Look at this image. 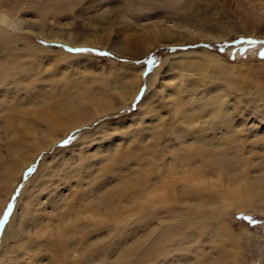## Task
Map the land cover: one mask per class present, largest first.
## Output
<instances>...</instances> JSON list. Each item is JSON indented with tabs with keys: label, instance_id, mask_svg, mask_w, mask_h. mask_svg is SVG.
I'll use <instances>...</instances> for the list:
<instances>
[{
	"label": "rangeland",
	"instance_id": "1",
	"mask_svg": "<svg viewBox=\"0 0 264 264\" xmlns=\"http://www.w3.org/2000/svg\"><path fill=\"white\" fill-rule=\"evenodd\" d=\"M15 1L10 2V6L7 4L13 15L12 13L7 15L10 25H6L7 28H5L11 31L9 32L11 35L13 33L15 42L7 49L5 48L7 45L0 46V59L4 56L17 58L20 66L30 65V72L35 73L38 79L42 78L41 76L45 77L44 86L36 88L45 92L48 101L55 103L58 98H65L67 94L74 92L77 87L93 85L105 88L103 86L107 82L111 84L127 80L128 77L130 79L134 77L133 68L138 70L141 80L133 96L134 99L132 98L125 107L98 115L87 125L68 130L49 148L38 150L33 160L21 169L13 188L3 200L4 206L0 213L2 260L10 259L11 264H29L31 261L29 258L33 253L28 251L30 250L28 244L31 242L37 246L33 249H36L41 259L39 264L54 262V254H50L49 250L56 253L55 256L63 258L62 264H115L109 256L111 250L117 247L118 242H115L117 233H109L111 234L109 237L100 238V235L106 233L109 227L114 226L111 215L96 209L82 210L76 205V201L85 199L86 193L91 192L93 184L91 181L94 178L99 184L117 183L112 178L117 170L108 169L109 172L99 173L114 148L120 151L126 147L135 149L139 143L147 142L148 134L152 132L158 134L157 145L160 148L165 145L178 148L174 129L179 127L180 114L172 111L174 103L178 101H186L183 108L187 112L196 113V116H201V121L210 122L215 121L213 116L199 104L205 100V97L215 95V102L217 104L222 102V110L228 106L226 110L229 108L228 112L237 125L238 131L235 133L237 142H234L241 141V145L238 146L240 149L243 148V159L248 161L252 159L254 162V165L246 167L249 170V177L258 173L256 172L258 167H264V155L262 159L259 158L260 151H258L263 147L259 142H255L259 139L256 134L264 135V55H261L264 52V45L250 46L237 42L241 38L264 40V0H82L79 5L77 4L78 6L71 7L65 0H22L18 2L17 11L11 7L14 6ZM168 1L174 5H169ZM1 26L4 27V25ZM184 26L189 28L188 32H192V36L197 37L198 40L178 43L186 39L176 35L164 38L165 27L187 33ZM2 29L0 27V32ZM218 36L223 38L217 39ZM23 38L28 39L27 42L35 47L31 53L24 50ZM89 38H96L97 45L78 44ZM68 40L76 44L68 43ZM205 45L208 46L205 47ZM78 48H89L95 51H70V49ZM97 52H107L110 55L100 56L96 54ZM205 53L218 54L223 60L231 63L225 71L226 74L213 72L214 70L209 68L204 69L202 73L200 69L180 68L183 59L184 61L198 60ZM149 56L157 59L156 65L144 63ZM30 72L23 71L28 80L24 87H29L33 82L29 77ZM116 76L120 81L116 80ZM196 80H199V83ZM210 80L213 83H210ZM108 83L105 86H109ZM8 88L0 86V96ZM8 91H12L14 98L17 96L16 100L26 99L28 95V92L21 87H13ZM116 95L113 94L115 101L119 99ZM138 95L139 100L136 99ZM146 97H149L147 103L153 108L144 113L142 119H138L134 115ZM193 97L199 98L198 104ZM225 102L227 103L224 104ZM38 108L39 105H34L31 110L35 113ZM194 108H200L201 113ZM1 111L0 109V113ZM206 115L210 116V119ZM199 124L201 123L196 122L186 129L189 134L187 138L194 132H201V128V130L204 129L203 125ZM184 126L182 124L179 129ZM221 126L223 125L217 122L213 126L215 129L211 128L209 131L214 134L215 141H221L223 138L225 129ZM1 130L2 126H0V133ZM70 136L74 138L68 144H63V141ZM4 150L3 140L0 139V155L3 157ZM233 150L228 149V152L232 155ZM3 159L11 160L9 156ZM158 164L161 165V161ZM29 169L33 171L30 172ZM181 169L177 170L182 173L183 169ZM181 173H176V177L182 176ZM216 176L215 172H211L205 179L213 180ZM247 182L250 181L247 180ZM176 184L179 186L181 182ZM36 185H39L40 189H37ZM26 204H28V219L24 218V221L29 227L35 223L40 224L37 229L42 228L40 233L43 234L38 238L34 235L33 229H30L29 233L19 229L17 219ZM9 206H11L10 209ZM176 207L186 208L187 206L178 204ZM74 211L76 214L69 219L64 215L66 212L71 214ZM138 216H129L121 225L123 229L125 231L136 229L135 221L138 220ZM246 217H250L256 223H251ZM221 219L238 237L232 246L230 239L228 240L225 236L226 231L222 228V234L220 229L217 230L216 235L219 237L215 238L212 229V226L216 229L215 220L212 222L202 220L198 227L189 228L185 226L187 220H184V223L180 225L182 235L174 237L165 248L173 249V244L181 245V249L187 244L191 245V249L195 248L193 250L196 253L194 255L196 260L201 261L202 264H264V213L258 210L248 211L229 207ZM10 220L11 223H9ZM75 222L80 226L85 223L86 229L79 230L66 242L57 240L55 230L64 226L65 223ZM92 225L99 226L93 229ZM133 236L134 234L132 237L126 235L125 243L129 240L127 243L131 244L135 239ZM21 242L24 244L21 245ZM84 249L89 251L81 256V251ZM109 252L108 256L106 253ZM191 253V251L186 252L189 259L192 258ZM158 259L163 258L158 257ZM57 260L60 259L57 258ZM173 260L168 258L166 264H170ZM192 261L193 259H190L189 263Z\"/></svg>",
	"mask_w": 264,
	"mask_h": 264
},
{
	"label": "bare ground",
	"instance_id": "2",
	"mask_svg": "<svg viewBox=\"0 0 264 264\" xmlns=\"http://www.w3.org/2000/svg\"><path fill=\"white\" fill-rule=\"evenodd\" d=\"M12 1L14 0H0V27L3 28L0 32V46L5 47V45H7L5 47L6 49L9 46L12 47L15 42L12 37L13 33L11 35V33H9L11 31L5 29L7 28L6 25H10L7 15L12 13L8 7L9 3H12ZM20 1L22 0H16L14 6H11L15 11L19 9L18 2ZM81 1L82 0H65L70 7L77 4L79 5ZM168 4L170 5L172 3L168 1ZM1 25H4V27ZM185 28L187 29V27ZM185 28L183 29L185 30ZM188 29L186 33L183 31H173V29L165 27L163 30L165 35L164 38H171L173 35H176L177 37L180 36L186 39V41H180L178 43H188L198 40L197 37L192 36V32H188ZM34 34L39 35L36 32H34ZM221 37L222 36H218L217 39ZM213 38L216 37L213 36ZM22 40L25 43L24 50L31 53L35 47L27 42L28 39L24 40L23 38ZM67 42L76 44L69 40ZM96 42V38H89L84 39L78 44L97 45ZM70 56H72V54ZM3 58L0 59V86L9 88L5 92V96V93L0 96V103L3 105L2 107L0 106L2 110L0 113V126H2L0 139L3 140L5 156H9L11 160L3 159L5 156L3 157L0 155V213L4 206L3 200L13 188L21 169L33 160L38 150L49 148L54 141L59 140L68 130H73L81 125H87L98 115L113 112L125 107L135 95L141 80L137 72L138 70L133 68L132 74L134 77L132 76L133 78L131 77L130 79L128 77L127 80H124L125 82L120 81V79H118L120 82H113L111 84L107 82L109 86H105L107 83L103 86L105 88L108 87L106 89L101 88L102 86L98 88L90 84V86L87 87H77L74 92L67 94L65 98H58L55 103H52L47 100L46 94L42 89L36 88L44 86L43 81H45V77L43 78V76H41L42 78L38 79L35 73L33 74V72H30V65L20 66L17 58L9 56H4ZM182 61L181 67L179 66L181 69H200L201 73L204 72V69L207 70V68H209L214 70L213 72H221L223 74L229 65H231V63L223 60L218 54L208 53L200 56L198 60L191 59L190 61L186 59L184 61L183 59ZM26 70H29V77H31L33 81L29 87H24L25 83L28 81L25 75L26 72L23 73V71ZM213 72L212 74H214ZM173 74L175 75V73ZM229 75L231 74L229 73ZM113 78H115V76ZM8 79L10 80L8 81ZM198 81L197 83H199ZM211 82L213 83V81L210 80V83ZM13 87L24 88L26 92H28L27 98L16 100L17 96L14 98V95L11 94L12 91H8L11 88L13 89ZM189 93L191 92L189 91ZM113 94L118 95L119 99H117V101L113 99ZM214 96L215 95L205 97V100L199 105H202L204 109L206 108L209 115H212L215 121H210V116L208 115L206 116H208L210 122L201 121V116H196V113L191 114L187 112L186 109L183 108L184 104H186V101L183 102L184 100L174 103L172 111L180 114L178 118L179 127H181L182 124L185 125L182 129H179V127H176V130L174 129V133H176V138L178 139V148L169 147L167 145L160 148L157 145L158 134L154 132L148 134L149 138L147 136V142L142 140L145 142H143V144L139 143L138 147L135 149L126 147L120 151L118 148H114L107 158V163L100 168L99 173L104 171L109 172L108 169L110 171L117 170L116 174L112 177L117 183L112 184L110 182L107 184H99L94 178L91 181V183H93L91 185V192L89 191L86 193L85 199L76 201V205L81 207L82 210L96 209L105 214H109V216L111 215L114 226L112 228L109 227L106 233L100 235V238L109 237L111 235H109V233H117V240L115 241L118 242L116 243L117 247L111 250V254L110 252L106 253L108 256L110 254L109 258H112L115 264H166L168 258L174 259L170 264H202L201 261L196 260L194 256L196 253L193 250L195 248L191 249V245L188 246L187 244V246H184L186 247L185 249H183L184 247L181 249V245L176 246L173 244V249H166L168 247V242L174 237L182 235L180 225L184 223V220H187L185 224L187 228L198 227V224L201 223L202 220H205V222H207L206 220L211 222L215 220L216 229L212 226L215 238L219 237V235L218 237L216 235L218 234L217 230L220 229L221 231L222 228L226 231L225 236L228 240L230 239V244L232 246V243H236L238 237L227 228L228 226L226 227V223L221 219L226 210H228L229 207H234L239 210H258V212L264 213V167H258V170L256 169L258 173L249 177L250 174L247 168L250 165H254V162L252 159H250L251 161L243 159V148L240 149L238 146L241 145V141L236 143L237 138L235 133L238 131L237 125L230 112H228L229 108L226 110L228 106L225 108L223 106L225 110H222V102L217 104ZM148 98L149 97H146L145 100L141 102L137 113L134 115L136 118L142 119L143 114L151 111V108H153L147 103ZM188 98H190V96ZM193 98L196 99V97ZM198 99L199 98L196 99V104L200 101ZM226 103L227 102L224 104ZM34 105H39L35 113L31 110V107H34ZM197 110L200 112V108ZM159 118L161 117L159 116ZM196 122L203 125L204 129L201 130V128L200 131L204 133L194 132L187 138L189 134L186 132V129ZM217 122L222 124L225 129L221 141H215L216 138H214V134H211L212 132L209 133L211 128L213 130L215 129L213 126H215ZM201 124L199 125L201 126ZM256 135L259 136V139L255 140V142H259L263 147L258 150L260 151L259 158L262 159L264 155V135ZM208 136L210 137L208 138ZM222 146L224 147L220 148ZM167 147L169 148L167 149ZM231 148L234 149L232 155L228 152V149L231 150ZM227 154H229V156H227ZM167 158H169V161ZM239 158H241V160ZM160 161L161 165L158 164ZM129 167H135L136 169ZM177 169H181L182 173ZM178 172L181 173L182 176L176 177V173ZM211 172L217 174L216 178H213V180L205 179ZM247 180L250 182H247ZM179 181L181 184L177 186L176 183ZM38 186L39 185H36L37 189H40ZM178 204L187 207L178 208L176 207ZM68 205L70 206V204ZM27 207L28 204L23 207V212L17 219L19 229L27 233H29L30 229H33L35 232L34 235L38 238L43 234L40 233L42 228L37 229L40 224L35 223L29 227L24 221V218L28 219ZM76 211L71 214L66 212L64 215L69 219V217L76 214ZM136 215H139L138 220L135 221L136 229L125 231L121 225L125 223L129 216L134 217ZM207 215H209V217H207ZM9 223H11V220ZM84 224L80 226L76 222L71 224L65 223L64 226H60L55 230V237L60 242H66L69 238L75 236L79 230H85L87 225ZM217 225H219L218 228ZM98 226L99 225H92L93 229ZM222 232L223 231H221V234ZM132 234H134L133 238L135 237L134 241L128 244L127 242L129 240L127 239L128 241L125 243L126 235L132 237ZM183 236L186 238L185 235ZM226 238L224 237V239ZM20 244L22 245L24 242ZM165 246L167 247L165 248ZM28 247L30 249L28 251L33 252H30L31 256L30 258L28 257L31 260L29 264L41 263L36 249H33L37 246L30 242ZM24 249H26V247ZM227 249L230 250V248ZM49 251L50 254H54V262L51 264H62L63 258L57 257L55 256L56 253H53L51 250ZM75 251L78 250L75 249ZM87 251H89V249L81 251V256H84ZM188 251L192 252V258L190 259H193V261L191 263H189V256L186 255ZM227 253L228 251L226 255ZM224 254L222 253L221 255ZM198 255L200 256V254ZM2 256L0 254V264L12 263L10 259L5 258V260H2ZM158 257L163 259L160 260ZM57 258L60 260L58 261ZM155 259L158 260L154 261ZM100 262H102V260H100Z\"/></svg>",
	"mask_w": 264,
	"mask_h": 264
},
{
	"label": "snow or ice",
	"instance_id": "3",
	"mask_svg": "<svg viewBox=\"0 0 264 264\" xmlns=\"http://www.w3.org/2000/svg\"><path fill=\"white\" fill-rule=\"evenodd\" d=\"M237 42H241V43H246L250 46H254V45H264V40H255V39H252V38H248V39H244V38H241L240 41H237ZM43 43V42H42ZM208 45H205V47H207ZM223 50V49H221ZM70 51H75V52H93L95 51L94 49H89V48H78V49H70ZM97 55H100V56H107V55H110V53H107V52H97L96 53ZM261 55H264V52L261 53ZM144 63H146L147 65H156L157 64V59L154 57V56H149L147 58L146 61H144ZM151 69H149L150 71ZM147 73H145L146 75ZM143 92V89L141 90V93ZM137 100L140 99V96L138 95L136 97ZM74 137L70 136L68 139H66L65 141H63V144H68L70 142L71 139H73ZM29 171H33V169H29ZM11 208V206H9V209ZM5 216H7V213H5ZM246 219H249V221L251 223H256L255 220L251 219L250 217H246Z\"/></svg>",
	"mask_w": 264,
	"mask_h": 264
}]
</instances>
